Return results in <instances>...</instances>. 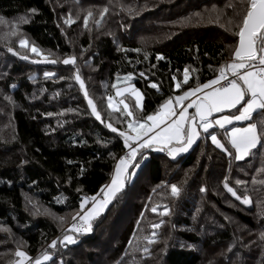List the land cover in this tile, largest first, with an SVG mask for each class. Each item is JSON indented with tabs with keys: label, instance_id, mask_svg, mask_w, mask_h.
I'll list each match as a JSON object with an SVG mask.
<instances>
[{
	"label": "trees",
	"instance_id": "trees-1",
	"mask_svg": "<svg viewBox=\"0 0 264 264\" xmlns=\"http://www.w3.org/2000/svg\"><path fill=\"white\" fill-rule=\"evenodd\" d=\"M182 1L0 0V17L6 21L0 24V36L16 24L29 47L48 55L42 59L17 51L27 50L19 47V36L0 39V264L15 263L17 243L33 258L49 253L51 259L41 264H99L104 256L102 264H264V173L258 171L264 167V146L237 161L225 129L215 131L232 156L205 134L188 152L174 157L146 149L123 189L89 221L91 231L74 233L62 224L80 211L85 197L99 195L126 150L123 139L106 127L113 123L126 129L121 123L126 113L121 108L113 117L102 113L105 123L96 120L74 78L77 70L88 98L95 99L97 82L104 96L112 97L120 85L117 79L131 73L130 83L144 95L137 116L142 118L169 97L214 79L221 66L234 59L248 0H207L225 9L223 14L202 13V2L179 8ZM61 5L79 12L73 16ZM89 11L93 15L85 27ZM193 11L202 18H195ZM148 16L149 27L136 36V24ZM69 17L71 24L65 23ZM221 29L228 38L209 37ZM157 54L164 59L157 60ZM69 56L76 57L74 66L63 64ZM45 72L54 75L45 77ZM97 108L103 110L100 102ZM247 122L255 123L259 132L264 111ZM225 177L241 200L225 189ZM172 184L180 189L178 196L172 195ZM137 185L140 191L133 199ZM244 197L250 203H243ZM33 205L45 212L32 214ZM154 224L160 227L154 229ZM65 234H72L75 243L61 244ZM106 234L110 237L104 238Z\"/></svg>",
	"mask_w": 264,
	"mask_h": 264
},
{
	"label": "snow or ice",
	"instance_id": "snow-or-ice-1",
	"mask_svg": "<svg viewBox=\"0 0 264 264\" xmlns=\"http://www.w3.org/2000/svg\"><path fill=\"white\" fill-rule=\"evenodd\" d=\"M30 11L35 12V9ZM105 12H107V8L100 13V16L103 17ZM92 15V12L89 11L84 16L85 27L88 26L89 17ZM20 19L24 20L25 18L21 17ZM73 22L70 17L65 21L67 24ZM4 23L6 21L3 17H0V24ZM95 23L99 25L100 20H96ZM238 35L239 44L234 50V59L232 62L221 66L219 75L214 79L208 80L206 83L184 91L181 95L175 96L174 99L173 97H169L153 114L142 118L136 117L134 111L130 110V106L127 103L123 100L119 101L123 105V113H126V117L121 123H126L127 128H117L113 123H106V127L111 132L117 133L118 137L123 139V144L127 151L119 158L111 183L101 189L104 193L103 198L97 200L95 196L85 197L81 201L80 209L82 214L78 212L77 216L82 223L78 225L74 222L71 225V231H91L89 221L94 216L99 215L108 205L111 198L125 186V181L131 175L130 169H135L140 166V161L137 157L139 156L141 159L145 158L144 150L146 149L160 145L162 146L160 147L161 151L167 148L168 154L174 157L179 153L187 152L201 135L205 134L216 148L221 149L229 156L233 155L232 151L225 146V143L218 138L214 126L226 130V125L232 124L233 121L248 119L257 109L264 110V0H248L246 14L242 17ZM16 36H19L18 43L21 48L29 47L28 41L22 35H19V28L16 24H12L10 31L0 36V39L8 40ZM7 51L14 55L17 54L12 47H7ZM30 51L37 56L41 55L40 50L34 45L31 46ZM136 51L139 50L137 49ZM22 58L28 59L27 56H23ZM145 59H147V53L145 54ZM161 59H164V57L157 54V60ZM62 62L65 65L71 64L74 66L76 57L69 56L63 59ZM51 63L55 64L56 61L52 60ZM44 75L45 77H52L54 73L45 72ZM131 75L129 73L128 77L130 78ZM143 75L144 73H141V76ZM74 78L79 82L80 88L84 90L88 107L91 109L96 120L105 123L101 119V113L97 110L93 99L88 98V93L79 75V70H77ZM187 79L188 74L186 71L184 83H187ZM180 86L177 83L176 87L180 88ZM151 87L158 88L156 83H152ZM131 91L136 97L135 108L142 110L141 94L135 88H132ZM117 94H120L119 90ZM193 96L196 98L190 100V97ZM112 99L111 96L108 97V108L114 111H120L112 103ZM185 101L190 102L185 105ZM238 105L240 106L239 108H237ZM176 106L182 107H179L177 111ZM190 108H194L195 111L189 113L188 109ZM233 108L237 109L239 112L238 115L222 114L224 110ZM213 114L221 115L214 118ZM226 135L227 143L235 150V160L240 161L249 156L253 149H257L258 145L264 146V123L261 124V130L259 132L257 131V125L250 123L244 128L232 127L230 132L226 130ZM258 171L264 173V167ZM236 183L241 184L244 182L237 180ZM261 183H264V181H261ZM224 187L233 197L241 200V196L227 183V177H225ZM200 190L202 192L205 191L204 188ZM171 193L173 196L179 195L180 189L177 185H171ZM88 200H92L93 203L91 208L85 209V204ZM242 202L248 204L250 200L244 197ZM152 211L156 212L157 208H152ZM168 211L169 209L165 207L163 214L166 215ZM77 216L73 217L74 221ZM152 227L154 229L159 228L160 224H154ZM152 235L155 236V233ZM144 239L149 244L154 242L149 237H144ZM261 239L264 240V233H261ZM65 242L67 244L75 243L73 235L65 234L60 243L65 244ZM56 244L57 241L53 240L50 246L54 248ZM143 251L148 253L149 249L144 247ZM15 255L20 258L16 261V264H25V261L29 260L24 251L17 250ZM50 259V254L45 253L42 258H37L34 264H41V260L49 261ZM29 264H32V261L29 260Z\"/></svg>",
	"mask_w": 264,
	"mask_h": 264
},
{
	"label": "rangeland",
	"instance_id": "rangeland-1",
	"mask_svg": "<svg viewBox=\"0 0 264 264\" xmlns=\"http://www.w3.org/2000/svg\"><path fill=\"white\" fill-rule=\"evenodd\" d=\"M187 0H184V1H182L181 3H180V5H178V7L179 8H183V7H189V8H193V6H195V5H197V4H199V3H201L202 2V5L200 6V8H201V10H202V13H204V14H206V12H207V14H210L209 12H211V14H213V10L217 13V14H223V11H225V9H222L221 10V8H219V9H217V7H215V6H211L212 4H209V3H207L206 4V2H208L207 0H190L189 2H186ZM88 2V1H87ZM225 2H226V0H224V4H225ZM227 4V3H226ZM61 7L63 8V9H68L69 11H71L72 13H73V16L74 15H76L78 12H79V9H77V8H74V7H69L68 5H61ZM91 8L92 9H94L95 11H96V9H97V7L96 6H91ZM65 10V11H66ZM152 14H156V13H154V12H152ZM193 14L195 15V18H202V16L200 15V13H196V12H194L193 11ZM215 14V13H214ZM82 17V16H81ZM81 17H78L77 16V19H79V18H81ZM152 17L151 16H148V17H143V19L140 21V22H138L137 24H136V26L137 27H139V28H137V30H138V32H137V34H136V36L137 35H139L140 33H141V30L143 29V27H149V24L151 23V21H152V19H151ZM221 18V17H220ZM69 19V18H68ZM76 19V20H77ZM82 19V18H81ZM223 23H225L224 22V20L222 21ZM136 26H135V28H136ZM219 26L220 27H223L222 25H220L219 24ZM210 35H209V37H213V38H219V39H226V38H228L227 37V35H226V33H225V31H223L222 29L221 30H217L216 32L215 31H213L212 33H209ZM214 36H216V37H214ZM153 37V36H152ZM228 41V40H227ZM20 47V46H19ZM12 48H14V47H12ZM21 48V47H20ZM30 48L31 47H28L27 48V50H25V51H20L19 49L17 50V51H19V52H21V53H23V52H27L28 54H30V56L31 55H33V54H31L32 52L30 51ZM24 50V49H23ZM38 57H41L42 59H47L48 58V55H43L42 54V52H41V55H39ZM187 74H189V72L187 71ZM185 75V74H184ZM132 76L129 78L128 77V75H124V76H121L120 78H118L117 79V83L118 84H120L117 88H116V90H115V96H112V103L116 106V107H118L119 109H121V110H123V105L122 104H120L119 103V101H121V100H123L125 103H127L129 106H130V110H133L134 111V115L137 117L138 116V113L141 111L140 109H137V108H135V104H136V97L133 95V93H132V88H135V86L132 84V83H130L131 82V80H132ZM98 84H95V86H94V92H95V95L97 96L96 98L97 99H95V98H91V99H93V101H94V103L96 104V106L97 105H99V102H100V106H101V108L103 109V110H99L98 108H97V110L101 113V115L102 116H104L103 114L105 113V116H110V117H113V115H112V112H114V110L113 109H110V108H108V98L106 97V96H104V92L102 91V87L100 86V82H97ZM99 86H100V88H99ZM125 89H127V91H125ZM136 90H138L139 91V93L141 94V105H142V103H143V98H144V95H143V92L140 90V89H137V88H135ZM118 90H119V92H120V94L118 95L117 94V92H118ZM180 94H182V93H180ZM180 94H178V95H180ZM177 96V95H176ZM99 102H98V101ZM103 111V112H102ZM103 113V114H102ZM106 118V117H105ZM158 150H160V148H158ZM118 162H116V164H117ZM116 166V165H115ZM131 170V169H130ZM114 172H115V168H114V171H113V174H112V176L114 175ZM147 173V172H146ZM146 173L143 175V180H142V183H141V185L145 182V180L147 179V175H146ZM204 174V172L202 173V175ZM111 180H112V177H111V179L109 180V182L106 184V186L107 185H109L110 183H111ZM125 183H126V181H125ZM140 185V186H141ZM123 189V188H122ZM121 189V190H122ZM140 191V187L137 185V187L133 190V193H131L132 194V196H133V199L135 198V199H137V197H136V195H137V193ZM120 192V191H119ZM118 194V192L115 194V195H117ZM103 195H104V193L101 191L100 193H99V195H97L96 196V199L97 200H100V199H102L103 198ZM132 196H131V198H132ZM111 202V201H110ZM109 202V203H110ZM92 203H93V201L92 200H88L87 201V203L85 204V209H88V208H91V206H92ZM109 203H108V205H109ZM34 209L33 210H31V213L32 214H42L43 212H45V211H42V212H39V210L37 209V207H36V205H33L32 206ZM107 207V206H106ZM105 207V208H106ZM143 207V203H142V205L140 206V208H142ZM38 210V211H37ZM81 214H82V212H81V209H80V211H79ZM103 212V211H102ZM78 213V212H77ZM77 213H76V215L75 216H77ZM99 214H101V212L99 213ZM50 215H51V213H50ZM51 216H54L55 218H59V216H57V215H54V213L51 215ZM98 216V215H97ZM94 217H96V216H94ZM93 217V218H94ZM136 217L137 216H135V217H133V221H136ZM77 219H79V217L77 216V218H76V220ZM61 220H63L62 218H61ZM66 220H68V219H66ZM66 220H64L63 222H62V224H63V226L65 227V230H67V229H71V225L75 222L76 223V220L74 221L73 220V217H72V219L69 221V222H67V223H65L64 224V222H66ZM127 224V223H126ZM125 225V223H123L121 226H120V229H121V231L120 232H123V230H124V228L126 227V225ZM64 230V231H65ZM71 232H74L75 233V231H71ZM79 232H84V231H79ZM72 235V234H71ZM105 237H110V235L108 234H106L105 236H104V238ZM20 242V241H19ZM117 243V242H116ZM17 246H18V248H17V250H20V251H24L26 254H27V256H28V258H29V260L30 261H32V264H34V262H35V260L37 259V258H42L43 257V255L45 254H42V255H40V256H38V257H36V258H33V257H31V256H29V254L24 250V248H22V244L21 243H17ZM91 248V247H90ZM85 251H88V250H85ZM49 254V253H48ZM84 258H86V257H84ZM105 258H106V256H104V257H101L100 258V263L99 264H102V260H103V263H106V260H105ZM20 258H18L16 261H18ZM29 260H26L25 261V264H29ZM16 261H15V263L14 264H16ZM42 262H45V261H43V260H41V263ZM86 263V262H85Z\"/></svg>",
	"mask_w": 264,
	"mask_h": 264
},
{
	"label": "crops",
	"instance_id": "crops-1",
	"mask_svg": "<svg viewBox=\"0 0 264 264\" xmlns=\"http://www.w3.org/2000/svg\"><path fill=\"white\" fill-rule=\"evenodd\" d=\"M238 44H239V40H238ZM233 60V59H232ZM232 62V61H231ZM181 95V94H180ZM197 95H199V94H197ZM175 98V97H174ZM173 98V99H174ZM196 97L195 96H193V97H190V100L191 99H195ZM188 102H190V101H185V105L188 103ZM243 103V102H242ZM182 106H184V105H182ZM182 106H176L177 107V111L179 110V107H182ZM240 106L238 105L237 106V108H239ZM235 108H233V109H226V110H224V112L222 113L223 115H232V114H235V115H238L239 114V112L236 110L235 112H230L231 110H234ZM258 110H260V109H257V110H255L251 115H250V117L248 118V119H245V120H241V121H233L232 122V124H230V125H226V130L228 131V132H230L231 131V128L232 127H239V128H244V127H247L248 126V124H255V123H253V122H247L249 119H251V117H252V115L253 114H255V112H257ZM188 111H189V113H193L194 111H195V109L194 108H190V109H188ZM264 111V110H263ZM214 115V118L215 117H218L219 115H221V114H213ZM215 127V130L217 129V130H219V128H218V126H214ZM210 131H212V130H210ZM257 131H258V129H257ZM225 134H226V132H225ZM224 134V136L226 137V139H227V135H225ZM203 135V134H202ZM218 135V134H217ZM218 138H220L219 136H218ZM193 146V145H192ZM160 147H162V146H160V145H157V146H154V147H152V148H154V149H157L158 150V148H160ZM192 148V147H191ZM190 148V149H191ZM189 149V150H190ZM188 150V151H189ZM161 151V150H160ZM163 151H166L167 153H168V149L167 148H165ZM187 151V152H188ZM235 151V150H234ZM124 153V152H123ZM183 153H186V152H183ZM180 154H182V153H179V154H177V155H180ZM177 155H175V156H177ZM246 158V157H245ZM119 161V160H118ZM117 161V162H118ZM113 198V197H112ZM111 198V199H112Z\"/></svg>",
	"mask_w": 264,
	"mask_h": 264
},
{
	"label": "built area",
	"instance_id": "built-area-1",
	"mask_svg": "<svg viewBox=\"0 0 264 264\" xmlns=\"http://www.w3.org/2000/svg\"><path fill=\"white\" fill-rule=\"evenodd\" d=\"M231 78V77H230ZM223 83V82H222ZM127 151V149L124 151V153L122 154V156L125 154V152ZM76 223L79 225V224H81L82 223V221H80L79 219H77L76 220ZM81 231H83V230H81Z\"/></svg>",
	"mask_w": 264,
	"mask_h": 264
}]
</instances>
